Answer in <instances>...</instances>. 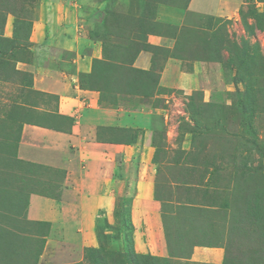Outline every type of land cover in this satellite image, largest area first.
<instances>
[{"label": "rangeland", "instance_id": "rangeland-1", "mask_svg": "<svg viewBox=\"0 0 264 264\" xmlns=\"http://www.w3.org/2000/svg\"><path fill=\"white\" fill-rule=\"evenodd\" d=\"M38 1L0 0V46L12 50L0 57V264H264V0H241L226 20L188 9L189 0ZM56 5L77 22L78 53L91 59L78 85L103 99L117 74L118 101L133 104L125 140L139 139L133 127L156 129L147 144L154 181L138 195L130 177L118 178L110 207L73 213L81 191L60 184L63 169L35 162L36 129L21 135L26 123L51 124L42 108L53 97L30 89V73H15L29 49H13L24 38L10 41L5 22L13 12L12 31L26 36L40 9L50 16ZM141 51L150 67L130 71ZM155 104L166 126L144 115ZM81 109L67 124L83 120ZM66 221L74 244L63 252Z\"/></svg>", "mask_w": 264, "mask_h": 264}, {"label": "crops", "instance_id": "crops-1", "mask_svg": "<svg viewBox=\"0 0 264 264\" xmlns=\"http://www.w3.org/2000/svg\"><path fill=\"white\" fill-rule=\"evenodd\" d=\"M235 2L238 3L235 4ZM240 2L241 0H189L187 8L193 9L192 11L197 10L196 12L199 14L226 20L236 17L237 6ZM38 3L41 6L50 5L49 0H40ZM57 6L50 16H47V13L40 9L39 17L33 22L26 36L18 28L12 31L11 21L15 17L13 12L9 13L5 22V30L8 31V35H6L10 41L15 40L17 36L24 38L23 43L12 45L14 46L13 49L17 50L21 45L29 49L27 55L30 60L17 59L15 63L11 64L14 66L15 73H30L34 76L33 87L31 86L30 89L39 94L40 98L49 95L53 97L44 102L47 108L52 106V109L42 108L51 115H55L54 118L47 120L51 124L43 120H41L43 122H40V125L26 123L22 128L21 135L24 139V134L28 133L31 127L36 129V131L33 130L29 133L32 139V157L39 158L35 162L63 169L60 184L67 186L68 182L71 181L73 189H76L77 186V190L81 191L79 196L73 193L76 202L71 205L74 207L73 213L78 209L79 211L81 209L88 210L93 204L98 203L110 207L113 205L112 202H109L111 190L115 189V181L118 178L130 177L131 182H134L132 186L137 184L135 188L138 195L143 194L138 189L145 192L148 189L145 185H150V181L152 183L156 172V163L152 160L150 153L155 149H153L154 147L150 148L147 144L151 142L150 138L153 137L156 129L145 125L138 126L140 129L133 127V129H138L135 133L137 136L139 135V139L135 141L132 139L129 142L125 140L124 132L127 130L125 127L129 123L127 119H130L127 107L133 104H131V100H127L129 106L123 105L125 102L122 100L123 103L118 101L124 95L119 91L114 92L119 87L117 83L122 84V81L117 79L120 78L116 77L117 74L110 76V82H114L109 86L112 89L111 95L108 94L110 96L103 99H100L98 89L81 88L78 85L80 69H84L83 74L88 78L87 73L89 74L91 70V59L90 56H82L81 58L78 53L81 40L78 41L75 33L78 26L76 25L77 22L75 23L73 17L71 19L67 14L63 16L60 11L57 12V9H61ZM84 14L81 12V15ZM79 15L80 12L77 16ZM20 20L21 18L18 21ZM82 42L84 43V41ZM9 51L11 53L12 50ZM63 53H67L68 56H64ZM9 54L2 51L0 46V57H6ZM64 57L67 58L63 59ZM135 57L130 71L135 69L146 71L150 67L149 57L145 51L139 52ZM5 64H9V62L7 61ZM168 68L169 65L164 68L163 73L168 71ZM38 79L39 81H37ZM117 94L121 97L118 98ZM138 96H131V99ZM162 107L164 108V106ZM162 107H158L156 104L151 105L146 108L149 111H146L144 115L152 122L161 121L166 126V116L163 115ZM138 108L139 113L145 110L142 109V106H138ZM80 109L83 117L79 116V118L81 117L83 120H77L74 124H67L68 117L79 114ZM136 115L138 113L134 114L131 119ZM76 133H79L80 136H75ZM141 136L144 140L143 148H141L142 146L139 147ZM22 137L21 147H24ZM70 141L76 143L74 145L77 149H74V146L73 148L69 146ZM153 143H155V136ZM70 168L71 171L67 170ZM69 193H72L71 190ZM77 198L80 201H77ZM77 206L78 209H75ZM66 222L67 225L60 226L62 230H58L63 233L61 234V241L65 245L62 246L63 252L72 248L71 243L74 244L70 231L68 234L69 242L65 240L68 238L67 229L73 228V221Z\"/></svg>", "mask_w": 264, "mask_h": 264}, {"label": "trees", "instance_id": "trees-1", "mask_svg": "<svg viewBox=\"0 0 264 264\" xmlns=\"http://www.w3.org/2000/svg\"><path fill=\"white\" fill-rule=\"evenodd\" d=\"M250 31L252 32V30L250 29ZM239 63H241V64H245L246 62L245 61H243V60H240L239 61ZM236 80V79H235Z\"/></svg>", "mask_w": 264, "mask_h": 264}]
</instances>
